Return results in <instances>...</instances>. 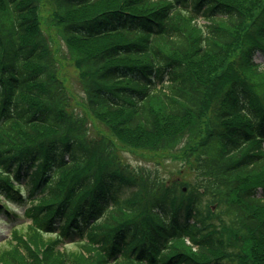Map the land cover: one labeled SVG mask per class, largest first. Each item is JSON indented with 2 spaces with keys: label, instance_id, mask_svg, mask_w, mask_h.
<instances>
[{
  "label": "trees",
  "instance_id": "obj_1",
  "mask_svg": "<svg viewBox=\"0 0 264 264\" xmlns=\"http://www.w3.org/2000/svg\"><path fill=\"white\" fill-rule=\"evenodd\" d=\"M52 3L82 101L42 0H0V264H264V0Z\"/></svg>",
  "mask_w": 264,
  "mask_h": 264
},
{
  "label": "rangeland",
  "instance_id": "obj_2",
  "mask_svg": "<svg viewBox=\"0 0 264 264\" xmlns=\"http://www.w3.org/2000/svg\"><path fill=\"white\" fill-rule=\"evenodd\" d=\"M52 4H53L52 0H42L40 14L41 17H44L46 19V20L42 19V22L44 23V28L47 30V36L49 35L51 37V38L49 37L51 42V47H54L55 54L58 55L59 57L61 71L63 73L69 91L74 95L75 99H77L78 101H82L83 100V98H81V96H83V87L81 85L82 81L79 80L80 79L79 72L75 65L74 60L70 59V56L72 54L69 51L68 45L66 44V41L64 40L63 36L59 34V27L55 25L56 22L50 21L48 17L51 14V12L54 10L52 8ZM84 11L79 12V14H77L76 16L82 17L84 15H87L85 14ZM78 45L82 46L81 44ZM255 58L258 62L263 61V56L261 53H257ZM120 153L125 162L131 163L134 166H138L139 164H146L152 167L154 166L161 167L162 169L160 173L161 175H164L165 178L170 177L172 175L171 173L172 170L176 169L178 166L181 165L180 161L173 160L168 156L158 158V156L156 155H152L150 153L145 154L143 152L138 153V152L124 151ZM182 174L183 173H181V175ZM182 177L184 179L192 178L189 175H182ZM22 211L23 208L18 210V212H22ZM7 229H9V224L5 222H0V231L3 233H7Z\"/></svg>",
  "mask_w": 264,
  "mask_h": 264
}]
</instances>
